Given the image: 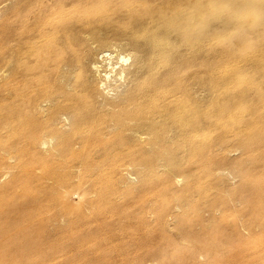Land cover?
Segmentation results:
<instances>
[{
	"label": "bare ground",
	"instance_id": "1",
	"mask_svg": "<svg viewBox=\"0 0 264 264\" xmlns=\"http://www.w3.org/2000/svg\"><path fill=\"white\" fill-rule=\"evenodd\" d=\"M101 1L9 0L3 10L0 62L8 75L0 102V162L6 152L17 163L0 188V264H57L61 256L63 264H140L152 246L159 264H264V115L251 117L264 108V94L247 110L213 104L207 126L198 129L195 101L177 70L188 64L168 59L166 33L135 17L103 25L109 11ZM250 4L238 7L236 22L254 26ZM122 28L129 30L122 40L131 52L116 50L118 43L102 48L99 32ZM258 33L264 38V28ZM97 39L103 46L93 50ZM226 51L213 53L221 62L205 72L212 88L244 91L256 76L264 77V42ZM101 83L116 97H103ZM62 116L67 130L55 127ZM45 132L56 140L55 155L65 167L78 159L83 172L96 169L91 208L62 209L65 225L50 231L43 217L57 198L42 181L50 176L64 183L67 174L38 150ZM232 150L239 155L230 157ZM124 161L139 168L137 189L117 186ZM162 166L182 173V188H173ZM215 170L239 180L225 184ZM172 203L179 211L171 225L191 243L187 251L168 232L165 215ZM204 212L212 229L197 232L194 224ZM194 254L205 261H195Z\"/></svg>",
	"mask_w": 264,
	"mask_h": 264
},
{
	"label": "rangeland",
	"instance_id": "2",
	"mask_svg": "<svg viewBox=\"0 0 264 264\" xmlns=\"http://www.w3.org/2000/svg\"><path fill=\"white\" fill-rule=\"evenodd\" d=\"M101 2H103V9L109 11L104 21L105 24L103 25H112L116 24L118 21L135 17L140 21L139 23L145 24L144 27L151 29L153 26H156L157 28L159 27V33H166L165 35L169 39V41H167V46L170 48L168 59L176 61L178 64H188L187 69L184 67L185 70L179 71L180 68L177 70L179 75L185 80L184 87L188 88L191 97L195 101V113L200 117L195 124L196 127H199L198 129L207 126L205 120L206 118L209 120L211 115H213V110L211 109L213 104H226L227 108H224L229 109L230 112H236L242 109L247 110L252 106V108H254L258 105L256 97L259 93L264 94V77L260 78L255 75L254 84L252 80L253 85H250L248 89L244 91L240 89V87L229 88L227 91H217V85H214L212 88L213 84L211 86L212 82L208 79L207 73L205 72L208 67L220 64L221 61L219 62L212 59L213 53L217 54L219 49L221 53H225V50L229 51L231 48L235 47L240 48L245 46L249 49L254 45L263 44L264 38L259 35L258 32L263 31L264 28V0H102ZM244 2L248 4L251 3L250 6L253 7V10L255 9L254 14L252 13V18H254V20L257 19V22H254V26H251L253 23H249L250 26H248L247 23L242 24L236 22L235 18H237L238 7ZM8 3L9 0H0V20L2 19L3 10ZM230 7L231 10H229ZM126 23H129V21H126ZM102 27L103 26H101V28ZM122 30L123 31L120 30V32H117L118 30L115 29L116 33L111 30V32L108 30L99 32V39H101V41L103 40L105 43L99 42L100 40L97 39V41L92 42L93 44H90L92 49L100 50L98 48L102 47V43H104L105 45L102 48L108 46L107 49H111L112 46L111 50H113L115 48L113 44L117 45L115 43H118L120 49L116 48V50L127 52L129 49L131 52L128 44H124L127 43V41H123L126 37L125 35L129 33V30L127 28H122ZM164 30H166V32H164ZM211 48L218 50L216 51L214 49L212 52ZM130 60L131 56L128 61ZM189 61L190 63H187ZM91 67L94 69L93 63ZM7 75L5 64L2 61L0 62V102L3 98H6L7 95L4 86ZM100 86L103 97L108 99L116 97L117 92L115 90H109L107 92L108 88L105 89L103 83H101ZM182 92L183 91H181V94ZM41 105H43V109H46L48 104L46 102H41ZM263 115L264 108L260 107L254 110L251 117L258 118ZM245 117H250V115L246 114ZM243 120L245 119L242 118L240 122ZM55 127L58 130H67L68 121L66 117L62 116L59 118ZM199 131L200 130H198V132ZM133 137L138 140L137 133L134 132ZM201 138L202 136L199 135L196 139L201 140ZM55 144L56 140L52 137L51 133L45 132L44 138H42L38 145V150L51 158L50 160L55 164L56 170L67 174V179L64 183H57L50 176H46L42 181L43 184L49 188L48 194L57 198V203L54 204L51 210L46 211L43 217L47 220V228L49 231L53 230L54 227L65 225L64 216L61 212L62 209L89 210L91 208V200L96 197L91 175L96 169L92 167L89 172H83L78 159L71 160L70 163L72 164L69 163L65 167L64 163L55 155ZM74 146L77 147V144ZM2 154H5V158L3 162H0V188L11 180L16 171L15 166L17 163L13 156L6 152H2ZM238 155V151L232 150L229 152L230 157H236ZM188 167L193 173L195 171V161L190 163ZM160 169L162 175L166 176L171 181L173 188L180 189L183 187L184 177L182 173L171 166H162ZM215 177L222 179L225 184L232 186L239 180L238 177H235L233 172L228 170H215ZM115 179L119 189H125L126 187L137 189L141 179L139 168L124 161L119 165ZM223 193L225 194L224 191ZM131 201L132 200H128L127 204H131ZM170 205V210H168V213L165 215V220L170 224L168 225V232L180 240L178 234L171 225L172 214L179 210L175 203ZM131 210L132 207L130 206L127 211ZM146 218L152 219V216L147 213ZM202 218L203 221L197 220L194 224L193 228L197 232L200 230L212 229L210 213L204 212ZM112 222L113 219L108 220V223ZM240 229L242 232L244 231L242 227ZM180 244L186 251L187 248L192 247L191 243L186 241L180 240ZM28 247H30V245ZM159 256L160 254L156 250V247L152 246V248L141 253L140 264H159ZM193 258L197 262L205 261L199 254H194ZM63 263V256H61L57 264Z\"/></svg>",
	"mask_w": 264,
	"mask_h": 264
}]
</instances>
